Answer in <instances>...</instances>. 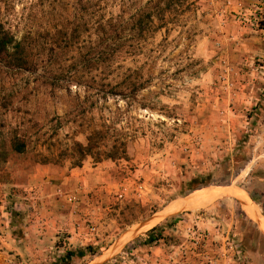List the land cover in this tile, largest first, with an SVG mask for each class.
Segmentation results:
<instances>
[{
  "label": "rangeland",
  "instance_id": "374dc122",
  "mask_svg": "<svg viewBox=\"0 0 264 264\" xmlns=\"http://www.w3.org/2000/svg\"><path fill=\"white\" fill-rule=\"evenodd\" d=\"M145 1L125 0L123 17ZM194 1L167 31L123 37L111 60L93 63L95 17L76 2L0 0V21L17 39L31 34L40 62L0 65V264H53L68 250L61 264H154V226L155 245L179 260L200 250L205 263L242 264L233 242L245 264H264V232L236 192L264 212V4L256 26L236 14L257 0ZM102 2L96 16L119 12V0ZM65 21L80 25L78 40L53 56L42 44ZM124 78L145 85L128 98L102 88ZM93 129L106 135L82 157L75 144ZM115 140L125 153L101 157ZM198 178L208 184L183 191ZM215 187L224 190L201 196ZM173 201L190 204L164 213Z\"/></svg>",
  "mask_w": 264,
  "mask_h": 264
},
{
  "label": "trees",
  "instance_id": "16d2710c",
  "mask_svg": "<svg viewBox=\"0 0 264 264\" xmlns=\"http://www.w3.org/2000/svg\"><path fill=\"white\" fill-rule=\"evenodd\" d=\"M75 4L82 7L83 10L89 11L95 17L91 22L94 30V39L86 55V60L93 63H99L104 60H111L116 53V47L123 46V37L129 38L133 42L146 40L150 34H154L160 30L167 31L169 24L173 21L171 16L177 17L182 14L186 8H190L195 4L191 0H146L143 4L135 6L134 11L128 16L123 17L122 12L125 11V0L120 1V10L117 14L111 13L106 17L103 15L96 16L101 13L107 4H102L103 0H73ZM83 2V3H82ZM69 3V0H68ZM89 22H85L86 26ZM82 25V24H81ZM79 27L76 23L74 26L70 22H60L52 28L53 32H48L50 35L42 44L53 56L63 53L66 48H69L78 40ZM48 31V30H47ZM46 31V32H47ZM116 34H118L116 36ZM30 33L24 34L20 39L0 21V65L11 68L25 70H35L40 64L39 60L33 57L32 37ZM118 45V46H117ZM133 45V44H132ZM43 63V62H41ZM69 74L76 71L68 69ZM145 85L141 81H131L124 78V81L115 84L105 83L102 88L109 87L110 92L120 94L122 97L128 98L134 95L135 92L143 88ZM123 87V88H122ZM105 130L93 129L87 137L86 144L76 142V148L82 157L93 155L99 149L101 141L105 137ZM25 142L16 138L11 141L10 148L12 151L21 153L24 150ZM97 153V152H96ZM125 153L124 143L115 140L101 156L103 158H117ZM100 156L97 159L101 158ZM79 160L77 163H79ZM208 181L202 178L192 179L188 182V186L183 190H194L200 186L207 185ZM182 191V192H183ZM264 214V212H263ZM159 227L154 226L145 234V242L152 243L161 236L160 232L156 233ZM75 255L74 250L66 251L65 255L59 259V262L53 264H61L64 260L71 259ZM77 255L83 256L84 251L78 250ZM52 264V263H50Z\"/></svg>",
  "mask_w": 264,
  "mask_h": 264
},
{
  "label": "crops",
  "instance_id": "0c3cea01",
  "mask_svg": "<svg viewBox=\"0 0 264 264\" xmlns=\"http://www.w3.org/2000/svg\"><path fill=\"white\" fill-rule=\"evenodd\" d=\"M253 220L259 223L260 228L264 232V214L263 213L261 214L260 212V219L253 218ZM156 242L157 241H153L152 243H150L148 248H146L151 255V258H150L151 262L152 263L154 262V264H162L161 262H165L163 264H217L218 263V259H216L215 261L212 260L209 263H205L204 262L205 255H203V253L200 252V250H198L197 254H195L191 250L193 257L187 260L185 259L179 260L177 250H174L172 252L171 250L168 251V248L166 247L162 248L161 246L155 245ZM237 246L240 248V244L237 243ZM186 255H189V254H186Z\"/></svg>",
  "mask_w": 264,
  "mask_h": 264
},
{
  "label": "bare ground",
  "instance_id": "6f19581e",
  "mask_svg": "<svg viewBox=\"0 0 264 264\" xmlns=\"http://www.w3.org/2000/svg\"><path fill=\"white\" fill-rule=\"evenodd\" d=\"M222 190H224L221 187H215L214 189H208L205 193L203 192V194L201 195L204 199H211L214 196L221 194ZM239 198L241 200H243L245 202V206L248 210V212L252 215L253 218H259L260 216V208L258 207V205L249 198V196L247 195L246 191H242V190H236ZM190 204L189 202H179V201H173L172 203H170L166 209L164 210V213H168V212H174L179 210L180 208L186 206ZM170 212V213H171ZM163 213V214H164ZM262 214V213H261ZM263 217V215H262Z\"/></svg>",
  "mask_w": 264,
  "mask_h": 264
},
{
  "label": "built area",
  "instance_id": "2783aa9c",
  "mask_svg": "<svg viewBox=\"0 0 264 264\" xmlns=\"http://www.w3.org/2000/svg\"><path fill=\"white\" fill-rule=\"evenodd\" d=\"M257 4H253L252 7L245 8V10L237 12V18L239 19L240 22L243 23H249L250 25H253V22L257 26L258 24V18H257V13L262 9V6L264 4V0H257ZM231 253H232V260L237 261L238 263L245 264V255L242 252V250L237 246L236 243H231L230 244ZM137 247L133 248L132 252L136 250ZM134 253V252H133Z\"/></svg>",
  "mask_w": 264,
  "mask_h": 264
}]
</instances>
